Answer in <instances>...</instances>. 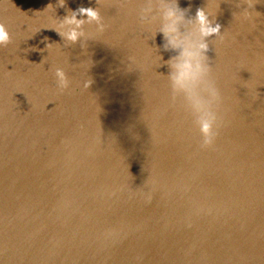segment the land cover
<instances>
[{"label": "water", "instance_id": "95a60500", "mask_svg": "<svg viewBox=\"0 0 264 264\" xmlns=\"http://www.w3.org/2000/svg\"><path fill=\"white\" fill-rule=\"evenodd\" d=\"M248 3L0 0V264H264V0ZM81 6L100 18L65 21Z\"/></svg>", "mask_w": 264, "mask_h": 264}, {"label": "clouds", "instance_id": "9594fccd", "mask_svg": "<svg viewBox=\"0 0 264 264\" xmlns=\"http://www.w3.org/2000/svg\"><path fill=\"white\" fill-rule=\"evenodd\" d=\"M61 6L63 4L61 3ZM47 7H51V4H49ZM248 7L252 8L253 4L251 3V0H249ZM79 14L81 16H85L91 19H99V12L96 8L94 7H84L81 6L79 7L72 15V17H65V21L69 23H82V21H76V15ZM175 13L172 11H169L168 16L172 17L174 16ZM196 18L200 23V31L202 35L208 36V35H215L218 34L221 28V25L219 23L212 25L210 21H208L206 14L204 13V10L202 8H198L196 12ZM61 36H65L67 39H70L72 41H76L80 35L76 30H72L71 32L68 33H60ZM10 39L9 31L6 27V25L3 22H0V44H6ZM200 48L204 49L205 52H207V44L202 43L199 46ZM182 55L186 56H194V53H189V52H184ZM200 66L197 65V68ZM178 68V75L175 78L176 82L178 84H183L185 81H187L190 78H194L195 73H193L191 69V64L189 62H185L183 64L177 65ZM57 76L59 78V86L61 88H65L67 86V80L65 77V74L62 70L57 69ZM89 84L91 81L88 82ZM87 86V85H86ZM217 93L214 90V95ZM219 129V128H218ZM218 129L214 132L213 131V120L211 119H203L200 122V131L203 137L202 143L200 147L202 149H207L213 146L219 132Z\"/></svg>", "mask_w": 264, "mask_h": 264}]
</instances>
